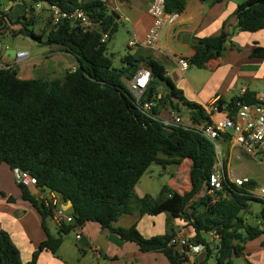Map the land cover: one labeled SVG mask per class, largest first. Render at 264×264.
I'll use <instances>...</instances> for the list:
<instances>
[{
  "label": "trees",
  "instance_id": "obj_1",
  "mask_svg": "<svg viewBox=\"0 0 264 264\" xmlns=\"http://www.w3.org/2000/svg\"><path fill=\"white\" fill-rule=\"evenodd\" d=\"M34 1L57 4L68 11L80 8L93 25L84 27L78 21H62L52 28L49 18L47 29L36 35L31 28L35 19L27 17L29 11L13 24L0 0V28L5 30V38L10 29L20 25L19 33L12 31L14 36L24 34L73 55L79 62L75 71L51 80H22L16 68H0V166L22 169L36 180L34 186L19 187L23 200L40 213L46 232L45 222L51 218V212L36 197L38 190L61 193L65 202H72L74 222L59 227L57 237L48 233L26 263L9 233L1 230L0 264H37L43 251L56 254L64 242L63 235L88 222L135 243L141 252H162L171 264L190 263L188 256L170 245L174 231L145 238L136 226L112 227L120 217L134 211L186 220L194 232L191 243L206 248L204 263L208 264L214 256L215 264H236V259L245 255L246 244L264 235V199L251 193L254 181L236 187L228 179L223 180L222 191L214 195L206 192L199 197L207 191L218 162L213 143L196 127L211 122L205 107L188 101L167 77L164 66L151 57L140 60L127 55L120 68L114 66L107 38L118 31L117 16L108 13L102 0ZM186 4L187 0H167L166 9L182 13ZM23 6L30 7L27 3ZM234 15L236 31L264 30V0L245 1ZM230 36L224 26L218 36L195 40V55L186 60L198 69L205 68L223 55ZM252 57L264 58V48L254 47ZM142 62L151 72V80L141 100L157 101L153 111L156 115L170 109L183 113L185 124L166 126L138 111L123 78L132 80ZM162 84L166 85L165 93L159 91ZM242 101L250 105L258 102L255 94L246 92L242 99L232 103L220 99L217 106L233 118L239 109L238 102ZM185 160L191 162L189 191L181 194L164 186L158 199L137 194V185L152 164L181 166ZM252 201L262 204L257 214L259 225H249L243 218ZM213 233L219 238L214 239Z\"/></svg>",
  "mask_w": 264,
  "mask_h": 264
},
{
  "label": "crops",
  "instance_id": "obj_2",
  "mask_svg": "<svg viewBox=\"0 0 264 264\" xmlns=\"http://www.w3.org/2000/svg\"><path fill=\"white\" fill-rule=\"evenodd\" d=\"M102 1L105 2L108 13L117 16L118 23L116 34L111 39L107 38L108 45L115 36H120L124 42L126 41V50L121 56L119 68L122 66L123 57L127 55H132L140 60L151 57L164 66L167 77L177 89L183 91L184 97L188 101L203 107L220 99L225 103L238 101L243 98L246 92L255 94L257 99L264 98V58L252 57L254 47L264 48V30L254 33L235 30L237 23L235 11L241 3L247 0H187L180 21L163 32L160 44L155 49L142 45L153 25V18L148 13V8L153 0ZM1 3L4 6L3 10L8 15L16 11L19 6L24 5L21 0L18 2L1 0ZM29 8L26 7L25 11H29ZM31 11L36 12L35 10ZM224 26L231 36L223 55L218 59L211 60L203 69L189 64L188 68L183 71L175 57L189 60L195 55V40L218 36ZM7 37L8 35L0 41L4 42ZM129 42L134 43V47H129ZM119 54L121 55V52ZM29 57L21 63L16 61L9 63V66L16 68L18 76L22 80L62 79L67 72L79 66L78 60L73 55L54 46L50 47L48 54L43 56V60L37 61L36 58ZM140 65V70L146 69L143 62ZM5 67H7L6 64L0 62V68ZM125 80L130 85L131 80L123 78V84ZM166 90L165 84L159 88L160 93H165ZM173 113L178 112L171 109L163 110L160 115L163 118H171ZM228 116L229 112L225 110L216 113L212 118L215 121H220ZM221 145L222 154L218 157L220 168L230 177L243 176L240 171H232V159L235 157L237 160H242L243 156L239 152L244 151L239 147L234 148L229 139H225ZM250 158L254 163H257L256 165L261 170H264V163L257 158ZM183 164L191 166L188 160H185ZM247 166L248 163L243 162L241 169ZM252 170L259 172L255 166ZM252 181L254 180L252 179ZM175 183L174 180L168 187L181 194L190 190V188L175 189ZM254 191L256 190L254 189ZM137 194L142 196L148 193L139 194L137 191ZM9 198L13 200H9ZM62 207L66 209L63 204ZM243 218L246 220L245 216ZM49 220L54 222L52 218L46 220V232L38 210L23 200L22 191L15 182L13 170L7 164H2L0 166V231L9 233L13 243L20 250L21 260L24 263L32 259L39 245L47 239L48 233L53 237L58 236L55 234H58L59 226L54 222L57 228V233H55ZM259 224L260 220L257 219L255 225ZM132 226H136L145 238L164 236L172 231L176 234L183 232L191 239L194 236L193 229L186 220L173 218L167 214L150 216L134 211L131 214L123 215L112 225L113 228H130ZM79 230L82 237L77 239L79 231L75 229L73 245H71L72 240L69 237L64 238V242L56 254L43 251L37 264H171L162 252H141L135 243L122 240L116 233L103 229L97 223L88 222ZM175 249L181 253L180 249L177 247ZM186 256L190 259L188 264H202L205 259L202 254ZM241 258L245 264H264V235L248 242L245 255ZM208 264H215L214 256Z\"/></svg>",
  "mask_w": 264,
  "mask_h": 264
},
{
  "label": "built area",
  "instance_id": "obj_3",
  "mask_svg": "<svg viewBox=\"0 0 264 264\" xmlns=\"http://www.w3.org/2000/svg\"><path fill=\"white\" fill-rule=\"evenodd\" d=\"M167 0H153L148 8V13L153 18V25L145 37L142 45L146 48L155 49L159 46L163 32L178 24L181 18L180 12H168L166 9ZM46 3L50 12V25L52 28L59 25L62 21H78L84 27H91L93 25L87 13L76 8L74 10H63L57 4L48 2H37L35 8H41V4ZM6 35L4 29L0 28V39ZM129 47H134V43L129 42ZM29 53L19 51L17 53L16 62L21 63L27 60ZM180 68L184 71L188 68L189 63L185 58L175 57ZM73 68L71 71H75ZM151 80V72L148 69L140 70L131 80L129 85L130 93L136 100V107L138 111L145 117L150 119L160 120L166 126L185 124L181 118V114L173 113L171 118H163L161 115L153 113L157 107V101H142L141 98L147 89ZM128 90V91H129ZM245 95V93H244ZM243 95V97H244ZM257 103L250 105L247 103L238 102L239 109L235 117H226L223 120H213V115L219 113L217 101L205 107L210 115L211 122L196 126L203 134L213 143L218 157L222 154V142L227 138L232 143L233 147L241 148L248 156L259 159L264 163V98H258ZM189 126V125H188ZM16 184L31 187L36 184V180L22 169L16 168L13 170ZM228 179L229 182L236 187H244L251 182L249 177L229 176L222 170L217 162L213 168L210 176L209 185L207 187V194L214 195L224 189L223 180ZM251 193L264 199V188L258 192L252 190ZM36 197L39 201L44 202L51 212V218L59 226H69L73 224L74 219L71 213L63 209L56 192L49 189L45 191H37ZM79 232L77 239L82 237L80 227L75 228ZM214 239L219 236L211 234ZM191 238L186 236L183 232L177 233L170 242V245L181 250L182 254L199 255L205 252L206 248L202 244L191 243Z\"/></svg>",
  "mask_w": 264,
  "mask_h": 264
},
{
  "label": "rangeland",
  "instance_id": "obj_4",
  "mask_svg": "<svg viewBox=\"0 0 264 264\" xmlns=\"http://www.w3.org/2000/svg\"><path fill=\"white\" fill-rule=\"evenodd\" d=\"M32 0H21V3L29 4ZM5 3L4 1H2ZM30 5V4H29ZM36 12H32L29 8V13L27 17L33 16L35 19V24L33 27V31L36 35H40L43 33L44 30L47 29V22L50 18V12L48 10V6L46 3L41 4V8H35ZM25 14L24 6H19L16 11H13L9 14V19L14 24L17 22L19 18H22ZM15 27V26H14ZM20 25L16 28L9 30V35L7 37L8 43L4 44L3 50L6 49H13L17 52L25 51L30 54L29 58H36L37 61L43 60V56L48 54L50 47L44 44H40L39 42L35 41L29 36L24 34H18L14 36L12 31H16L19 33ZM46 37L44 36V39ZM126 42V41H125ZM124 39L120 36H115L114 39L108 45V54L112 56L114 66L119 68V64L121 62V56L124 55L126 50ZM121 50V51H118ZM121 52V55L119 54ZM124 85L129 90V82L127 80L124 81ZM130 92V90H129ZM166 115V114H164ZM187 119V117H185ZM239 154L243 156L242 160H237L235 157L232 159V171H240L243 176L251 177L254 180V188L258 192L260 189L264 188V170H261L257 163L248 156L245 152L240 151ZM221 158V157H220ZM243 162L248 163V166L244 169H241V165ZM190 165V161L188 160ZM185 165V166H184ZM255 166L259 170V172H255L252 168ZM189 172L190 167L186 164L182 166H170V167H163L158 164H152L147 172L142 176L140 182L137 185V191L139 194L144 192L151 195L153 198L158 199L161 194L162 187L171 185V182L174 180L176 183L174 184L175 189H189L190 188V179H189ZM250 178V179H251ZM251 179V180H252ZM207 191L205 190L202 192L201 196L205 194ZM199 196V197H201ZM200 199V198H197ZM262 209V204L259 201H252L250 202L249 211L244 215L246 218V222L249 225H255L257 221L256 215ZM49 224L51 228L57 233L56 224L49 220ZM59 230V229H58ZM58 235V234H55ZM76 231L75 229L69 232L68 234L63 235L64 238H70L71 245H73L75 241ZM205 256V252H202V257ZM202 264H206L202 262ZM236 264H245L242 258L236 259Z\"/></svg>",
  "mask_w": 264,
  "mask_h": 264
},
{
  "label": "water",
  "instance_id": "obj_5",
  "mask_svg": "<svg viewBox=\"0 0 264 264\" xmlns=\"http://www.w3.org/2000/svg\"><path fill=\"white\" fill-rule=\"evenodd\" d=\"M29 4H30V9L34 10L36 2L34 0H32V1H30ZM7 43H8L7 40H5L4 42H0V53H1L0 62L3 64H6V66H9V63L16 60L18 52L16 50H13V49L3 50L4 44H7ZM181 114H183V113H181ZM58 196H59V200H60L61 204H63L65 206L66 210L69 213H74L75 208L73 207V203L70 201L65 202L64 196L61 193H59Z\"/></svg>",
  "mask_w": 264,
  "mask_h": 264
}]
</instances>
